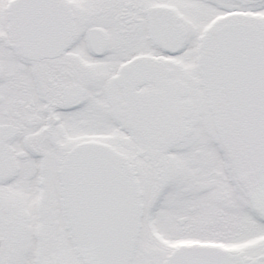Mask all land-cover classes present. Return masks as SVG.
<instances>
[{
    "label": "snow or ice",
    "instance_id": "6c2138e0",
    "mask_svg": "<svg viewBox=\"0 0 264 264\" xmlns=\"http://www.w3.org/2000/svg\"><path fill=\"white\" fill-rule=\"evenodd\" d=\"M0 264H264V0H0Z\"/></svg>",
    "mask_w": 264,
    "mask_h": 264
}]
</instances>
